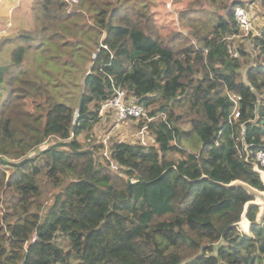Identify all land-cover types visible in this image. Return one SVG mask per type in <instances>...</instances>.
<instances>
[{"label": "trees", "instance_id": "1", "mask_svg": "<svg viewBox=\"0 0 264 264\" xmlns=\"http://www.w3.org/2000/svg\"><path fill=\"white\" fill-rule=\"evenodd\" d=\"M0 3L7 25L19 0ZM247 3L264 11L193 0L166 35L122 0L19 5L32 27L0 64V264H264L258 209L251 235L236 226L252 197L219 184L264 190V27L231 41ZM118 88L151 144L92 135Z\"/></svg>", "mask_w": 264, "mask_h": 264}, {"label": "rangeland", "instance_id": "2", "mask_svg": "<svg viewBox=\"0 0 264 264\" xmlns=\"http://www.w3.org/2000/svg\"><path fill=\"white\" fill-rule=\"evenodd\" d=\"M13 2L15 0H12ZM123 4L127 8L135 7L138 9L148 7V10L153 14L155 23L158 28L160 27L161 33L166 35L172 31H182V26L179 21V14L185 11L193 0H122ZM30 0L23 2L27 5ZM19 11V10H17ZM83 12L86 13L89 19L92 16V12L88 6L83 8ZM252 20V33L247 35L243 31L239 36L232 38V43L238 46L241 43H248L249 36L258 35L261 28L264 27V11L258 3H254L250 9ZM9 31V29H7ZM6 32V31H5ZM0 32V64L6 60H11L12 51L15 48L8 41H5L4 34ZM10 33V31H9ZM9 35V34H8ZM6 42V44H2ZM8 43V44H7ZM2 44V45H1ZM236 55V54H235ZM30 61V60H29ZM27 61V62H29ZM71 86V85H70ZM5 92V93H4ZM7 89L2 88V94H6ZM103 121L95 128L92 135L94 138L101 139L106 145H109L112 139L127 142H141L145 144H151L153 140L146 134L144 130H139L138 125L145 121V119L128 120L124 122H118L112 115H102ZM81 140L85 141V135L81 136ZM54 140H50L43 148L53 143ZM51 196L46 195L45 201L49 202ZM242 232V230L240 229ZM61 245L64 247L67 241L61 239Z\"/></svg>", "mask_w": 264, "mask_h": 264}, {"label": "built area", "instance_id": "3", "mask_svg": "<svg viewBox=\"0 0 264 264\" xmlns=\"http://www.w3.org/2000/svg\"><path fill=\"white\" fill-rule=\"evenodd\" d=\"M65 1L69 4L70 8L80 5V0ZM253 4L254 3H247L246 6H238L235 10L237 22L241 30L247 35H250L252 33L250 9ZM128 97L129 96L126 89H116L114 96L103 102L100 114H113L118 122L139 119L149 120L146 109L142 105L136 103ZM256 161L257 163H259L260 168L264 170L263 152L257 153Z\"/></svg>", "mask_w": 264, "mask_h": 264}, {"label": "water", "instance_id": "4", "mask_svg": "<svg viewBox=\"0 0 264 264\" xmlns=\"http://www.w3.org/2000/svg\"><path fill=\"white\" fill-rule=\"evenodd\" d=\"M254 170L260 175L261 180L264 184V170L261 169L260 166L256 163L254 164ZM200 180L202 181L209 180V177L204 175ZM219 184L228 190L243 189L252 197V199L245 204L244 211L241 216V220L240 222L236 224V226L239 229H241L244 234L251 235L252 222L249 219L248 214L252 207L257 208L258 213L256 216V223L261 224L263 222L264 220V190H259L253 187L252 185L245 183L241 180H235L228 184H222V183H219Z\"/></svg>", "mask_w": 264, "mask_h": 264}, {"label": "crops", "instance_id": "5", "mask_svg": "<svg viewBox=\"0 0 264 264\" xmlns=\"http://www.w3.org/2000/svg\"><path fill=\"white\" fill-rule=\"evenodd\" d=\"M21 1L22 0H19L18 6H13L10 9V11H9L10 20H9V23L7 25H5V23L2 20H0V32H2L4 34L2 37H6L8 34L10 35V34L16 33L21 28L24 29L28 25V20L25 22L21 16V12H20L21 7H19V5L23 4V2H24L23 1L21 3ZM1 7H2V4L0 3V15L2 12ZM17 10H19V11H17ZM27 27L28 28L32 27L31 23ZM7 29H9L10 33H9V31H7ZM10 44L12 46H14L15 43L10 42Z\"/></svg>", "mask_w": 264, "mask_h": 264}]
</instances>
